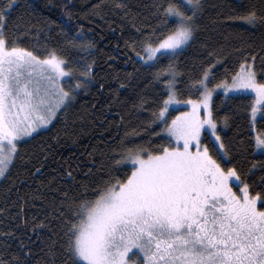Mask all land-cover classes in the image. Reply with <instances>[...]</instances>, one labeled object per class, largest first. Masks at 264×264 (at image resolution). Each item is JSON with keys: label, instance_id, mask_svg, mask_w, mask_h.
<instances>
[{"label": "snow or ice", "instance_id": "6c2138e0", "mask_svg": "<svg viewBox=\"0 0 264 264\" xmlns=\"http://www.w3.org/2000/svg\"><path fill=\"white\" fill-rule=\"evenodd\" d=\"M207 6L208 0L153 4V15H162L164 29L153 27L147 38L139 41V51L137 42L130 46L143 64L156 69L153 81L166 87L167 98L152 113L151 123L162 125L160 132L153 130L152 134L167 133L168 146L154 149L150 141L146 147L121 138L110 149L111 155L102 152V159L93 160L83 183L73 175L71 166L55 187H51L56 180L53 177L49 186L57 195L41 205L48 210L31 222L23 221L37 237L44 229L49 230L46 264H264V195L251 194L250 185L241 180L237 168L226 167L224 158L229 156V148L212 105L218 89L251 92L252 121L258 112L264 118V56L260 57L259 69L257 55L249 54L238 72L218 79L213 69L221 63L223 53L209 51L208 56L216 59L202 66L188 85L200 98L178 99L182 73L176 61L196 42ZM25 7L30 6L21 0H0V180L10 177L27 138L34 139L58 114L66 113L80 90L87 91L92 83L88 78L91 64H85V71L72 83L67 62L55 50L45 49L46 54L41 55L22 45L17 31L30 33L35 27L24 14L14 16ZM116 7L126 9L127 5L118 0ZM236 9L235 15L223 19L264 27V0L259 5L236 0ZM65 15L67 19L41 20L38 31L51 33L57 26L72 47L89 51L94 44L84 36L83 26L73 35L72 13L66 11ZM170 19L175 21L171 27ZM209 20L212 25L218 23L217 18ZM164 58L168 63L161 65ZM144 103L141 99V108ZM180 103L191 105L192 110L181 112L169 123V107ZM201 108L206 117L200 115ZM120 119L123 122L124 117ZM228 121L225 116V128ZM206 128L214 137V154L202 144ZM253 146L264 155V133L255 136ZM257 168L264 170V161L251 164V169ZM96 172L103 174L99 184L93 179ZM233 178L242 185L239 193L233 190ZM260 182L264 184V176ZM31 199L46 198L37 190ZM4 211L0 208V213ZM0 235L11 237L14 233ZM20 251L24 261L14 256L8 261L0 258V264H28L33 249L21 241Z\"/></svg>", "mask_w": 264, "mask_h": 264}, {"label": "trees", "instance_id": "16d2710c", "mask_svg": "<svg viewBox=\"0 0 264 264\" xmlns=\"http://www.w3.org/2000/svg\"><path fill=\"white\" fill-rule=\"evenodd\" d=\"M21 2L30 7L21 8L14 16L24 14L35 25L30 33L17 31L23 46L41 55L46 54L45 49L55 50L67 62L72 83L85 71V64L92 66L91 77H88L92 83L88 90H80L73 106L66 113H60L48 129L22 144L21 158L11 167L10 177L0 181V208L5 210L0 213V232L14 233L11 237L0 235V258L8 261L17 256L24 261V255L20 251V242L24 241L33 249L28 264H46L49 230L44 229L37 237L30 227L24 226L23 221L27 219L31 222L33 217L42 216L48 210L41 205L47 204V201L57 195L49 186L53 177L56 180L51 187L62 183V174L71 166L73 175L83 183L86 180L84 173L92 167L93 160L102 159V152L111 155L110 149L121 138L126 137L146 147L150 141L154 149L161 145L168 146L170 139L164 132L160 135L152 134L153 130L160 132L162 125L151 123L152 113L158 111L163 99L167 98L166 87L161 82L153 81L152 73L156 69L143 64L130 46L133 41L137 42L136 50L139 51V41L146 39L153 27L161 31L164 29V25L160 23L162 15H153V4L166 0H123L127 5L126 9L116 7L118 0ZM259 2L260 0H244L249 5H259ZM235 4L236 0H208L196 42L187 47L184 55L176 61L182 73L177 85L178 99L181 101L200 98L195 89L189 90L188 85L190 78L196 77L202 66H207L210 60L216 59L208 56L209 51L223 53L221 63L216 64L213 69L218 79L226 76L230 78L238 72L249 54L257 55L256 67L260 68V57L264 56L261 51V46H264V27L253 28L241 21L223 19L239 11L233 10ZM66 11L72 13V34L80 31L82 25L84 36L93 42L94 47L89 51L72 47L65 41L64 33L57 26H53L51 33L47 30L38 31L41 20H58L60 17L67 19ZM210 17L218 19L217 25L210 23ZM174 22L170 19L168 26L171 27ZM204 25H208L207 29ZM167 63V58L161 61V65ZM101 84L104 85L103 88L100 87ZM121 84L125 86L121 87ZM141 99L145 101L142 108ZM212 105L218 129L229 148V156L224 158L226 167L237 168L241 180L250 185L251 194L261 192L264 195V184L260 182L264 170L251 169L253 162L264 161V155L257 154L253 146V99L249 96L217 94ZM174 114H170L168 122ZM225 116L229 117L227 128L223 124ZM121 117H124L123 122ZM256 128L259 133H264V118L257 121ZM202 142L209 148L210 154L215 153L216 148L207 133ZM96 167H99L98 163ZM37 168L40 169L39 172H36ZM102 175L101 172L95 173L93 179L97 184ZM37 190L44 194V201L31 199V195Z\"/></svg>", "mask_w": 264, "mask_h": 264}, {"label": "rangeland", "instance_id": "374dc122", "mask_svg": "<svg viewBox=\"0 0 264 264\" xmlns=\"http://www.w3.org/2000/svg\"><path fill=\"white\" fill-rule=\"evenodd\" d=\"M172 20H174V19H172ZM138 59L142 62V60H141L139 57H138ZM142 63H143V62H142ZM66 70H67V68H66ZM71 76H72V75H71ZM67 80H68V78L66 77V78H65V81H67ZM66 86H67V85H66ZM217 94H222V95H224V96H249V97H251V98L253 99V104H254V93H251V92L244 93V92H236V91L233 90V91H229L228 93H225L223 89H218V90H216V92L213 94L212 102H213L214 97H215ZM191 110H192V106L189 105V104H185V103L173 104V105H171V106L169 107V110H168V113L166 114V116H167V119H169L170 114H171L172 112L175 113L174 116L169 120V123H171V120L174 119L176 116L180 115L181 112H190ZM58 115H59V114H58ZM200 115H201L202 117H206V111H205L203 108L200 109ZM261 118H262V117H261V114H260V112H258L257 115H256L255 122H253V121H252V113H251V124H252V132H253L254 138H255V136H256L257 134H259V132L257 131V128H256V124H257V121H258L259 119H261ZM54 121H55V120H54ZM54 121H53V122H54ZM52 124H53V123H52ZM52 124H51V125H52ZM51 125H49L48 128H49ZM48 128H46V129H48ZM46 129H42L41 131L46 130ZM205 133H207L208 136L210 137V139H211L212 141H214V137H211V136H210V133L208 132L207 128H206L205 131L202 133V141H203V137H204V134H205ZM164 135L168 137L167 133H165V132H164ZM168 138H169V137H168ZM28 139H29V138H27V140H28ZM169 139H170V138H169ZM173 142H174V140H173ZM202 144H203V142H202ZM255 150H256V149H255ZM256 153H257V154H261V153H260L259 151H257V150H256ZM0 181H1V180H0ZM239 187H242V185H239V182L234 181V178H233V190H234V191H237V192L239 193ZM258 206H259V203H258Z\"/></svg>", "mask_w": 264, "mask_h": 264}]
</instances>
